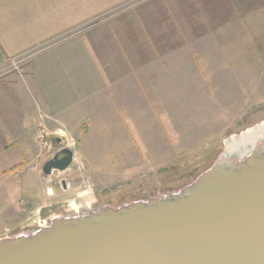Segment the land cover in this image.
I'll return each instance as SVG.
<instances>
[{
  "label": "rangeland",
  "instance_id": "374dc122",
  "mask_svg": "<svg viewBox=\"0 0 264 264\" xmlns=\"http://www.w3.org/2000/svg\"><path fill=\"white\" fill-rule=\"evenodd\" d=\"M178 4L170 30L182 26L194 37V69L173 72L180 85L148 86L146 97L129 101L124 114L101 110L84 119L79 134L44 116L46 125L58 128L46 127L35 141L39 176L28 182L0 176V239L36 229L40 208L47 223L76 213L62 212V206L89 189L94 204L86 210L177 191L214 163L226 140L264 122V0ZM18 67L20 73L13 65L9 70L24 79ZM59 139L76 151L70 168L56 173L71 188L41 196L43 166L66 144Z\"/></svg>",
  "mask_w": 264,
  "mask_h": 264
},
{
  "label": "crops",
  "instance_id": "0c3cea01",
  "mask_svg": "<svg viewBox=\"0 0 264 264\" xmlns=\"http://www.w3.org/2000/svg\"><path fill=\"white\" fill-rule=\"evenodd\" d=\"M178 8V0H0V176H39L35 141L46 127L79 134L84 119L124 114L148 86L180 85L172 74L194 69L195 49L186 28L170 30ZM14 59L24 79L9 70Z\"/></svg>",
  "mask_w": 264,
  "mask_h": 264
},
{
  "label": "water",
  "instance_id": "95a60500",
  "mask_svg": "<svg viewBox=\"0 0 264 264\" xmlns=\"http://www.w3.org/2000/svg\"><path fill=\"white\" fill-rule=\"evenodd\" d=\"M59 154L43 166L45 177L72 165V151ZM0 264H264V122L226 140L177 191L1 238Z\"/></svg>",
  "mask_w": 264,
  "mask_h": 264
},
{
  "label": "built area",
  "instance_id": "2783aa9c",
  "mask_svg": "<svg viewBox=\"0 0 264 264\" xmlns=\"http://www.w3.org/2000/svg\"><path fill=\"white\" fill-rule=\"evenodd\" d=\"M21 64V60L19 59H14L12 62H11V65H13V67L15 68V70L19 72V65ZM23 78V76H21ZM59 143L62 145L63 142L65 145H63L60 150L58 151L57 155L64 149H68L70 151L73 152V161H74V154L76 151H74V148L73 147H70L69 145V141L67 140H64L62 142V139H59ZM56 173H61L60 171H56L54 170L52 172V174L47 178V182H46V188H45V191H46V194L48 197H54L57 195V193L59 191H62V192H66L67 189H68V184L66 182V180L64 178H59V176L56 175ZM91 188V187H90ZM49 189H51V192H49ZM78 197L80 198V200L76 199V200H73L71 202H67L66 205H63L62 206V209L61 211H66V212H83L85 211L86 209H89L91 206H93L94 204V200L92 198V190L89 189L88 191L85 192L84 195H78ZM50 208H53V204H51L49 206ZM42 213V208L38 209L35 214L38 216L37 219H35L33 222L34 223H37V228L39 227H42V226H45L47 224V219H42L40 217ZM38 220V221H37Z\"/></svg>",
  "mask_w": 264,
  "mask_h": 264
},
{
  "label": "flooded vegetation",
  "instance_id": "af4514ba",
  "mask_svg": "<svg viewBox=\"0 0 264 264\" xmlns=\"http://www.w3.org/2000/svg\"><path fill=\"white\" fill-rule=\"evenodd\" d=\"M58 155H59V158H62V157H63V156H62V155H60V154H58ZM58 155H57V156H58Z\"/></svg>",
  "mask_w": 264,
  "mask_h": 264
},
{
  "label": "clouds",
  "instance_id": "9594fccd",
  "mask_svg": "<svg viewBox=\"0 0 264 264\" xmlns=\"http://www.w3.org/2000/svg\"><path fill=\"white\" fill-rule=\"evenodd\" d=\"M49 192H51V189H49Z\"/></svg>",
  "mask_w": 264,
  "mask_h": 264
},
{
  "label": "bare ground",
  "instance_id": "6f19581e",
  "mask_svg": "<svg viewBox=\"0 0 264 264\" xmlns=\"http://www.w3.org/2000/svg\"><path fill=\"white\" fill-rule=\"evenodd\" d=\"M262 126H263V125H262ZM262 126H261V127H262Z\"/></svg>",
  "mask_w": 264,
  "mask_h": 264
}]
</instances>
